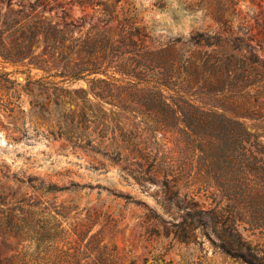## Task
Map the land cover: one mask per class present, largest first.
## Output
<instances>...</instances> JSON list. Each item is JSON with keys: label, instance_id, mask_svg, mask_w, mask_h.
Returning a JSON list of instances; mask_svg holds the SVG:
<instances>
[{"label": "rangeland", "instance_id": "1", "mask_svg": "<svg viewBox=\"0 0 264 264\" xmlns=\"http://www.w3.org/2000/svg\"><path fill=\"white\" fill-rule=\"evenodd\" d=\"M64 1L41 21L66 38L68 68L48 55L43 70L0 59V190L30 199L40 225L90 227L125 264H264V0H121L118 17L134 19L145 44L119 45L95 78L80 61L114 33L103 14L115 0ZM196 34L220 38L214 62L229 75L175 78ZM42 49L34 39L33 55ZM13 247L0 238V256Z\"/></svg>", "mask_w": 264, "mask_h": 264}, {"label": "trees", "instance_id": "2", "mask_svg": "<svg viewBox=\"0 0 264 264\" xmlns=\"http://www.w3.org/2000/svg\"><path fill=\"white\" fill-rule=\"evenodd\" d=\"M28 1L27 7L21 5ZM57 2L67 4L64 0H19V9L13 10L12 0H0V59L3 62L12 65L26 62L27 66L43 70L47 65V60L43 56L48 55L52 62H56V65L60 66V63H63L62 69L68 68V57L60 52L61 43L66 38L48 22L41 21L42 13L51 11V3ZM120 2L121 0H115L109 12H107L108 6L104 5L106 12L103 17L107 18L105 21L116 23L114 33L112 35L103 34L102 37L93 39L86 45L80 63L86 60L88 68L80 69L79 72L95 78L105 73L104 70H100V67L104 62L111 61L110 57L119 45L129 49L135 48L138 44H145L142 28L136 25L135 20L118 17L115 8ZM77 3L84 4L79 1ZM36 7L40 8V11L34 14ZM25 10L29 13H25ZM61 13H63L62 8ZM4 34L16 35L20 40L7 47L3 39ZM36 38L41 40L43 49L39 54L33 55L30 45ZM224 42L231 41L225 38ZM178 43L179 41L174 42L168 49L144 46V50L138 55L156 59L158 54L168 52V50L175 52L174 48ZM220 43V38L214 34H196L182 42L180 47L187 48L189 51L182 53L183 57L187 56L182 60L181 70L175 69V78L178 80L184 73L189 77H195L201 71L209 73L220 71L229 75L225 64L214 62V55L217 54L215 49H219ZM237 49V51L241 50V48ZM125 53L129 52H123V55ZM127 60L128 58L121 57L120 64L123 65ZM69 77L76 76L70 73ZM94 78L92 81L104 82L103 79ZM158 85L170 89L167 84ZM159 86L153 85L149 90L158 99L163 100V105L176 116L179 113L178 110L164 101L166 99L163 95L165 90ZM211 114L213 118L226 120L224 114L215 111ZM28 200L30 201V199L26 201L23 198H16L15 194L0 190V238L5 241H14L13 249L7 255L0 256V264H125L114 245H106L97 234H89L90 227L83 228L78 225L72 229V234H70L58 232L56 223L52 226L40 225L35 220L37 210L32 204L24 203ZM248 263L250 264L249 261Z\"/></svg>", "mask_w": 264, "mask_h": 264}]
</instances>
